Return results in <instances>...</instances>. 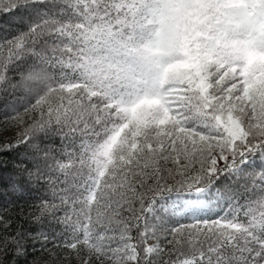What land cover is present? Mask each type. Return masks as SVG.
Returning <instances> with one entry per match:
<instances>
[{
  "label": "snow or ice",
  "instance_id": "obj_1",
  "mask_svg": "<svg viewBox=\"0 0 264 264\" xmlns=\"http://www.w3.org/2000/svg\"><path fill=\"white\" fill-rule=\"evenodd\" d=\"M0 198V264H264V0H0Z\"/></svg>",
  "mask_w": 264,
  "mask_h": 264
},
{
  "label": "trees",
  "instance_id": "obj_2",
  "mask_svg": "<svg viewBox=\"0 0 264 264\" xmlns=\"http://www.w3.org/2000/svg\"><path fill=\"white\" fill-rule=\"evenodd\" d=\"M8 159L9 160H11L12 159V157L11 156H8ZM8 167H11V165L9 164V165H7ZM37 191V189L33 186L32 187V193L30 194V195H28V199H31V197H32V195H34L35 194V192ZM0 205H2V206H7L6 204H3V198H0ZM27 228H28V230L29 231H35V230H37L36 229V226H34V225H27ZM30 247L32 246V245H29Z\"/></svg>",
  "mask_w": 264,
  "mask_h": 264
}]
</instances>
